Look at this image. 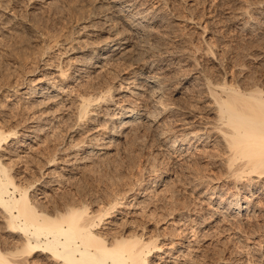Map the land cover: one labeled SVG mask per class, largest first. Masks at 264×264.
<instances>
[{"label": "rangeland", "instance_id": "1", "mask_svg": "<svg viewBox=\"0 0 264 264\" xmlns=\"http://www.w3.org/2000/svg\"><path fill=\"white\" fill-rule=\"evenodd\" d=\"M263 1L131 0L132 8L122 14L125 20H118L113 30L125 32L131 51L111 59L103 68H93L90 65L94 62L101 64L97 61L98 45L110 36L103 28L114 25L108 18L118 15L113 0H0V75L21 83L16 93L0 91V121H6L2 125L8 131L24 127L25 119L34 113L44 120L32 123L41 130L34 132L41 138L38 143L29 145L27 140L25 145L2 144L4 162L13 164L25 183L51 171L52 175L40 177L33 188L40 202L50 209L75 201L89 203L98 212L121 206L122 196L127 195L121 208L128 214L117 213L115 219L128 221L129 233L144 230L149 237L158 236L157 243H165L162 249L166 251L172 246L173 255L187 252L185 264H264V180L256 181L260 179L257 176H252V182L250 176L235 179L238 165L228 166L227 149L220 139L222 130L217 129L222 121L206 85H214L223 95L219 90L223 84L229 83L226 90L233 87L242 95L260 87L264 96V24L252 33L241 29L251 14V3L263 6ZM136 13H145L147 20L128 25L126 21ZM95 26L99 28L95 30ZM82 54L86 55L84 60L74 59ZM152 61L157 66L149 70ZM59 71H64L66 78ZM138 73L160 77L164 89L159 98L146 87L137 96L118 91L120 83L132 88L127 82ZM25 78L37 85L45 83L46 78L63 83L68 92L65 102L30 97L28 91L33 86L22 85ZM140 80L143 77L137 76L132 82L138 85ZM110 86H118L113 92L114 102L146 107L153 123L143 119L129 128L127 135L114 134L108 141L111 123L104 122L109 111L104 108L113 104L104 102V98ZM79 94L92 99L90 114L81 117ZM157 99L172 109H160ZM30 101L36 108L26 107ZM184 111L198 116L188 117ZM183 120L192 131L202 129L205 136L201 140L188 137L183 142ZM114 130H119L117 122ZM101 143L110 148H101L103 153L83 159L90 145L98 147ZM17 146L20 150L11 155V149ZM52 155L57 158L55 166L46 169L45 162ZM64 161L71 164L63 169ZM49 180L53 183L44 194ZM236 196L246 208L232 209ZM135 201L142 202L133 210L128 204ZM2 231L0 228V240L7 239V246L22 242L18 235L13 238ZM152 254L155 264L172 261L162 251L153 249ZM34 257L40 259L42 255L29 258Z\"/></svg>", "mask_w": 264, "mask_h": 264}, {"label": "bare ground", "instance_id": "2", "mask_svg": "<svg viewBox=\"0 0 264 264\" xmlns=\"http://www.w3.org/2000/svg\"><path fill=\"white\" fill-rule=\"evenodd\" d=\"M113 1L114 4L112 6L114 7V10H116L118 15H115V13L113 14L117 17V19L116 17L115 19L108 18L110 19V21H113L114 25L108 26L107 28L106 27L103 28L101 26L105 32L110 33L109 34L110 36L105 40L104 39L101 40L100 43L102 44L98 45L99 47L98 50L100 51L98 52L99 55L97 61H100L101 64L99 65L97 62H94L92 65H90L93 68L96 66L103 68L102 66L109 63L111 59L117 56L120 57L125 52L131 51L130 47H128L130 44V39L126 37L125 32L122 31L119 32L118 29L116 30V32L113 31L114 29H116L115 23L119 22L118 20L120 19L125 20V17H123L122 15L123 12L129 11L130 7L132 8V4L130 2L131 0H113ZM262 3L263 6L262 4L261 5L255 3L253 4L251 3V5L249 4L250 5L249 8L252 9V11L249 10L250 12L248 13V15L250 13L251 14L249 18H247L244 22H242L241 29L243 30L245 29L251 32L252 30H256V28L258 29L260 26L264 24V1ZM244 14L247 15V13ZM128 19L129 20L126 22L128 23V25L131 26L144 24L145 21L147 20L145 13L143 15L136 13L132 15V18H128ZM96 27L97 26H95V30L99 28ZM74 49L76 48H73V50ZM79 52H82V50H79ZM85 56H86L85 54L76 55L74 56L75 57L74 59L78 61L84 60L83 58H85ZM150 63L151 64L148 66L149 70H151L150 68H153L154 65H156L154 64L153 61ZM59 72L61 73V75L64 74V78H66L65 77L66 74L64 73V71H59ZM137 76L141 78L143 77V80H140V83H138V85H135L134 84L135 82L133 83L132 80H134L135 77ZM159 78L160 77H157L154 74L149 75L146 73V75L143 76L142 74L138 73L132 79H130V81L127 82L130 83L129 85L133 86L135 89L133 87L124 88L122 86L123 83H120L118 85L119 87L117 86L118 91L121 93L127 91L128 93L137 96L139 94L141 95L144 89L149 88L150 91H152V93L154 92V94L159 98L160 97L159 93L162 92L161 91L162 88L164 89L163 82ZM25 79L26 80H22V85L32 83L31 79L30 80H28L27 78ZM0 80L3 81L2 83L0 81L1 84L0 91L3 90L7 92L13 90L16 93L19 90V87L21 86L20 82L13 83L11 80H9L7 75L5 76L3 74L2 76L0 75ZM44 82L45 83L42 84L39 83L38 84L39 86L36 83L31 84V86L33 87H31L30 90L28 91L30 97L42 96V100L45 97H47L48 101H52V100L54 101L55 99H58L61 100L60 101L61 104L62 101L65 102L64 96L66 97L67 95L66 93L68 92L65 93V91L67 90L65 89L64 86H62L63 83L60 85L59 83H56V80L53 78H46ZM217 83L219 82H216V84ZM206 85L208 86V90L211 94L210 96H212V98L215 101L216 105L215 104L214 105L219 110V115H220L219 118L222 121V126H220L217 129L222 130V135H221L222 138L220 139H222L227 149L228 166L231 169L235 165H238V167H236L238 171L236 172V174H234L235 179L240 180L245 176H250L248 178L252 182L253 181L252 176H257L258 179L259 178L260 179L256 181H261V179L264 180V96L262 94L263 88L260 87H257L255 89L253 88L254 90H252L249 93V95H242L239 92H237L236 89H234L233 87H229L231 89L226 90L225 88L226 84H223V86L221 85L222 89H220L219 87V90L225 93L223 95V93L222 94L221 92L219 93L218 88H215L214 85L210 83H206ZM112 87L113 86H110L106 89L105 92L106 99L104 98V102L112 103L114 106L111 107L109 105H106V107L104 108L107 109L106 111L109 110L107 114L105 112L104 122L111 123L110 125L111 128L109 129V131H107L109 133V135H107V137H109V139H107L108 141L113 139V137L115 136L114 134H124L127 130H129V128L132 127L135 128L136 126L135 124H138V121L143 122L144 120H146L148 123L151 124L153 123L154 118L152 117V115H150L146 107L144 106L136 107L130 102H124V103L122 102L123 104L114 102L113 92H115L114 90H116L117 87L116 89H113L114 87L113 88ZM203 90L206 91V89L204 88ZM125 95L126 94L122 95V97ZM30 97H26V98H30ZM67 98L70 100L69 97ZM77 98L82 102V106H83L82 108L80 107V117L81 115L84 114L85 115L90 114L91 112L89 109L90 99H91L90 96H84L82 94H79ZM98 98H96V100ZM93 99L95 100V97ZM98 101L100 100L98 99ZM159 101L160 100L157 99L156 106L159 104ZM32 106H33L32 101H30V103L27 102L26 105L27 108L29 107L30 109V107ZM158 107L163 110L172 109V107H170L169 104H164L162 102H160ZM184 113H187L188 117H193L194 115L196 116V114L193 115V111H186V112L184 111ZM30 116L29 118L25 119L26 122L24 127L16 128V126L14 125L15 127L8 131L5 130L6 128L5 129L3 128L4 124L2 125V123H6V121H0V148L2 147V144L11 145L17 143L19 145L20 143V145H25L27 140H30L28 141L29 145L30 143H38L39 139L41 138L36 133L34 134V132L36 131V129L40 130V128H38V124L35 125L32 123H38L43 119H41V117L39 118L38 117L39 115L36 116V113H34L33 116L31 117ZM185 118L187 119V117ZM114 122L118 123V127H119L118 131L114 130ZM183 124L185 125L183 126ZM181 126L184 127L183 130H185V136H186V138L182 140L183 142L187 141L188 137H192V138L196 137L197 139L201 140L202 136H205V134L202 133V131L200 132V130L202 129H200L199 131L198 130L192 131L191 130L192 128L190 129L189 127L190 125L187 122V120L184 121V123L182 122ZM32 127L35 128L32 129ZM125 135H127V133H125ZM93 138L94 137L90 136V139ZM176 142L177 140H175V142L173 143ZM90 147L91 150L85 151L84 154L86 155L84 156L86 157H83V159L91 158L90 156L93 157V155L95 156V154L98 153H103L101 148H110L105 143H101V146L98 145V147L92 145H90ZM95 147H97L96 148L97 150L94 149ZM2 149L4 148H1V150ZM17 150H20L18 149V146L15 150L11 149V151H13L10 152L11 155L15 154V152L17 153L18 152ZM3 157L5 158V153L4 154L0 153V228L1 230H3L2 232H6V234L8 233V235H10L11 237L13 236V238L14 235H18V237L21 238L20 240H22V242L19 244L17 240L18 244L16 246L14 245V247H9L12 242L8 244L9 246H7L6 245V241H8L7 239L5 240V242L3 241V239L0 240V264H155V262H151L153 260L152 259L153 249L156 250L157 252L162 251L163 253H165V255H167L172 260L171 263L173 264L186 263L187 252L185 254H183L184 252H180V253L178 252L179 253L178 255H173L171 253L172 251L170 252V250H173L171 249L172 246H170L169 251H166L162 249V246L165 243L162 242L157 243L158 236L154 237L152 235V237H149L146 235L148 232L144 233L143 229H142L143 231L140 233L136 231H134L133 233L131 232L129 233L127 229L129 226L128 221L124 222L125 220L122 219L121 222H118V219H115L116 217H118L117 213L128 214V211H124L122 210L123 208H121L124 207L122 202L123 201L126 202L127 195L122 196V202H120L121 206L117 207L111 205L112 207L100 209V211L98 212L93 210L92 207L90 208L89 203H88L89 205L81 204L80 202L78 204L75 201H68L62 204V206H54L50 209L47 206H45L42 201L40 202L33 188H35L34 186L36 185V183H39L40 177H43L44 175L50 176L51 171L46 173L44 171L40 173V175L35 179H32L31 181L28 180V182L25 183L24 179L23 181L21 180V176L18 178L19 173L17 172L18 170L16 171L17 173L15 172V168L13 167L14 165L10 164V162L8 164L7 161L5 163ZM56 160H57L56 155H52L48 157V159L45 162L46 163L45 165L47 167L46 169H50L51 167L55 166ZM63 163L65 164L63 165L64 167H62L63 169L71 164V162H67V161L66 162L64 161ZM52 181L53 180H49L47 185H45V190L42 193L45 194L46 190L48 188H51L50 186H48V184L53 183ZM44 197H46V195ZM141 202L135 201L132 204H130L131 202H129L128 205L132 207L133 210H136L139 208ZM229 202H231V200ZM231 205L233 207L232 209H236V210L246 208V205L241 204L239 196L235 197L234 201L231 202ZM119 223H121L122 225L119 226L118 225ZM100 224H102V226H100ZM121 226L122 228H120ZM174 243H176V241L173 242V245ZM32 254L42 255V258L39 257L40 259H36L34 257V259H30L29 257ZM168 261L169 259H167V261L165 262Z\"/></svg>", "mask_w": 264, "mask_h": 264}]
</instances>
